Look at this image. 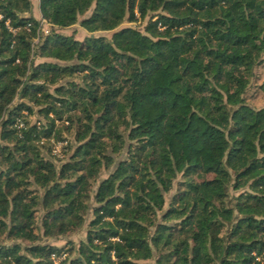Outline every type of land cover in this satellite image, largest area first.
<instances>
[{
	"label": "trees",
	"instance_id": "1",
	"mask_svg": "<svg viewBox=\"0 0 264 264\" xmlns=\"http://www.w3.org/2000/svg\"><path fill=\"white\" fill-rule=\"evenodd\" d=\"M33 6L0 0V264H264V0Z\"/></svg>",
	"mask_w": 264,
	"mask_h": 264
},
{
	"label": "rangeland",
	"instance_id": "2",
	"mask_svg": "<svg viewBox=\"0 0 264 264\" xmlns=\"http://www.w3.org/2000/svg\"><path fill=\"white\" fill-rule=\"evenodd\" d=\"M32 2L34 5L35 17L36 16L39 17V14H40L39 13V0H32ZM81 20H82V18H80L78 24H76L75 26H73L71 28H67V29H59V30H57V32L62 34V35H65V36H73L76 40L83 41L90 34L81 27V25H80ZM144 25H145V22H142V23H139V22L138 23H128V22H126L122 25V27H134V28H138L141 31H143ZM45 30H48L49 32L51 31L50 27L49 28L46 27ZM95 35L101 36V37H106L107 39L111 38V33H109V32H101V33H97ZM259 82L260 83L264 82V76L263 75H262L261 79L259 80ZM35 111H37V108L35 109ZM24 115H25V118L27 120L34 122V123H37L38 125H41L44 122L42 120V118L40 116H38L37 114L29 116L27 113H24ZM20 120H22V119H20ZM22 122L24 123V125H26L24 120H22ZM66 125H69V123H66ZM59 144H61V145L65 144V146H61L60 152L58 150L59 154H54V149L56 146L59 147ZM40 145L44 146L46 148V150L49 152L51 158L53 160H55V162L58 165H61L64 161H66L69 158V156L72 153V147L74 145V135L67 133L62 138L57 139V140H54V139L50 140V141L43 140ZM105 177H106V173L103 172L102 175L99 177L100 181L102 179H104ZM175 191L176 190H174L170 194L166 195L167 205L171 201V198L174 195ZM233 195H234V193H233ZM90 218H91V216H88V221H87L85 227L82 228L80 231L70 233L67 236H64V237H61L58 239H49L46 242L48 244H52V245H55L57 247H65V246H68L69 243H73L75 245H78L80 242H82L86 238L87 225L89 223ZM1 244L4 245V244H8V243L4 242ZM67 256H68V253L63 255V257H65V258Z\"/></svg>",
	"mask_w": 264,
	"mask_h": 264
},
{
	"label": "built area",
	"instance_id": "3",
	"mask_svg": "<svg viewBox=\"0 0 264 264\" xmlns=\"http://www.w3.org/2000/svg\"><path fill=\"white\" fill-rule=\"evenodd\" d=\"M49 28V25H48V23L45 21V20H40V29H39V31H40V33L41 34H49V31L48 30H45V28ZM160 27H161V25H160ZM161 29H162V27H161ZM39 39H36L35 40V42H37ZM17 126H18V128L19 129H22V128H24L25 127V125H24V123L22 122V120H19L18 121V124H17ZM61 146H65V144L64 145H61V144H59V147L58 146H56L55 147V149H54V154H59V152H60V148H61ZM58 150H59V152H58ZM58 152V153H57ZM65 257H57V256H53V260H54V262H55V264H59V262L62 260V259H64Z\"/></svg>",
	"mask_w": 264,
	"mask_h": 264
},
{
	"label": "crops",
	"instance_id": "4",
	"mask_svg": "<svg viewBox=\"0 0 264 264\" xmlns=\"http://www.w3.org/2000/svg\"><path fill=\"white\" fill-rule=\"evenodd\" d=\"M39 13H40V10H39ZM32 16L35 17V14H34V6H33V12H32ZM37 20H42V16H41V13L39 14V17H35Z\"/></svg>",
	"mask_w": 264,
	"mask_h": 264
}]
</instances>
